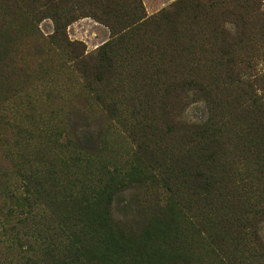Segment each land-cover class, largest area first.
I'll list each match as a JSON object with an SVG mask.
<instances>
[{
  "label": "trees",
  "instance_id": "16d2710c",
  "mask_svg": "<svg viewBox=\"0 0 264 264\" xmlns=\"http://www.w3.org/2000/svg\"><path fill=\"white\" fill-rule=\"evenodd\" d=\"M80 17H91L110 33L92 54L86 55L82 44L67 36V26ZM45 18L54 26L48 35L38 27ZM262 56L264 0H174L152 14H147L142 0H0V124L13 127L16 140H30L35 130L40 137L53 131L49 136L56 137L45 146L56 144L58 130L39 128L32 104L6 103L15 91L7 75L23 74L29 80L38 71L41 78L46 74L44 63L49 72L69 66L78 71L96 100L115 117L120 116V100L111 93H122L125 80H142L148 95L150 89L192 91L204 103L207 116L184 127L175 151L155 141L153 162L142 159L128 175L137 186H163L168 192L157 201L162 206L138 228L117 224L107 210L111 191L125 175L107 171L102 187L80 193L89 211L88 234L98 238L92 249L83 245L84 258L113 264V254H118L117 264H161L165 255H177L183 264H264V77L253 73ZM137 107L133 105L130 115ZM20 109L30 114L32 129L12 125L11 115H20ZM74 141L71 136L64 146L80 150L69 158L71 165L89 153ZM230 141L239 156L223 160ZM236 156L244 159L242 173L232 169ZM20 157L24 160V154ZM223 161L229 163L227 168ZM25 163L26 158L21 165ZM229 176L239 177L237 183ZM225 177L230 185L223 183ZM199 203H204V210ZM180 233L203 248L181 250L172 245ZM71 236L74 240L72 231ZM204 252L214 255V262L201 259ZM132 255L136 258L130 262Z\"/></svg>",
  "mask_w": 264,
  "mask_h": 264
},
{
  "label": "rangeland",
  "instance_id": "374dc122",
  "mask_svg": "<svg viewBox=\"0 0 264 264\" xmlns=\"http://www.w3.org/2000/svg\"><path fill=\"white\" fill-rule=\"evenodd\" d=\"M173 1L159 3L155 12ZM143 5L145 9L146 5L149 8L154 6L149 2ZM38 27L42 34L48 35L53 31V21L45 18ZM66 32L70 40L82 44L86 55L94 53L110 36L108 28L91 17L77 18L67 26ZM46 64H43L46 74L41 78H38V71L30 81L23 74L7 75V82L15 91L10 93L13 97L6 103L11 107L20 101L32 104L35 124L39 128L58 130V141L55 145L48 143L45 146L56 135L50 137L52 131L46 133V137L45 134L40 137L39 130L31 132L30 140H16L13 137L15 129L0 124V264H93L86 261L85 249L94 248L98 238L88 234L86 221L89 211L81 202L80 193H87L89 187L93 191L102 187L107 171L118 176L125 175L124 181L111 191L107 210L117 224L138 228L154 208L162 206L157 201L164 200L168 192L163 186L159 189L150 185L137 186L128 179L133 172L132 167L136 163L141 164L142 159L146 163L152 161L155 141L164 149L175 151L182 141L184 127L200 122L207 116V111L204 103L188 89L177 87L166 92L164 89H150V96L145 94L148 87L137 79L125 80L122 93H111L120 100L116 104L120 116L115 117L109 108L96 100V94L78 71L71 70L69 66L66 69L55 67L56 70L49 72ZM253 73L264 77V56L256 61ZM132 90L134 93H131ZM122 95H131L132 99L123 101ZM135 104L137 112L130 115ZM19 114L11 115L12 125L18 123L32 129L30 114L22 109ZM71 136L89 153L94 152L90 156L89 153L80 155L81 160L75 165H71L69 158L77 157L79 148L67 150L64 147ZM39 147L41 151L38 154ZM236 148L234 142H228L225 149L227 155L223 160L235 157L238 154ZM22 154L29 163L21 165L24 161L20 157ZM234 160L237 163L232 169L242 173L243 157L236 156ZM221 165L227 168L229 163L226 165L223 161ZM226 177L225 185L229 178L234 183L239 178ZM203 204L197 206L201 209ZM12 226L15 228L9 230ZM180 234L170 241L172 245L181 250L203 248L200 243L188 241L189 237ZM141 245L150 249L149 245ZM117 255L113 254V264H117ZM213 257L204 252L201 259L214 262ZM135 258L132 255L128 260L133 262ZM165 258L161 264H183L181 256L165 255ZM228 258L234 257L230 255Z\"/></svg>",
  "mask_w": 264,
  "mask_h": 264
},
{
  "label": "crops",
  "instance_id": "0c3cea01",
  "mask_svg": "<svg viewBox=\"0 0 264 264\" xmlns=\"http://www.w3.org/2000/svg\"><path fill=\"white\" fill-rule=\"evenodd\" d=\"M165 0H143V3L146 5V2H149V3H151L152 5H154V6H151V8H149L147 5H146V10H147V12L149 13V12H155V10H156V7L158 6V4L159 3H161V2H164ZM169 1H172V0H167V2H169Z\"/></svg>",
  "mask_w": 264,
  "mask_h": 264
}]
</instances>
